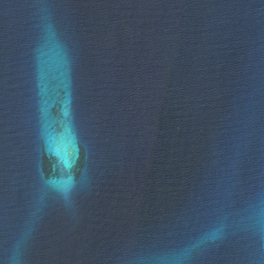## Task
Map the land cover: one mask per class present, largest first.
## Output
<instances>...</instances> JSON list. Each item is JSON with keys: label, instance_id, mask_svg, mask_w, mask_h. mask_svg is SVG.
I'll list each match as a JSON object with an SVG mask.
<instances>
[{"label": "water", "instance_id": "water-1", "mask_svg": "<svg viewBox=\"0 0 264 264\" xmlns=\"http://www.w3.org/2000/svg\"><path fill=\"white\" fill-rule=\"evenodd\" d=\"M0 264H264V0H0Z\"/></svg>", "mask_w": 264, "mask_h": 264}]
</instances>
